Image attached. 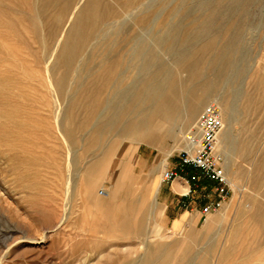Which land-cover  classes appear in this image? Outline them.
Masks as SVG:
<instances>
[{
  "label": "rangeland",
  "instance_id": "obj_1",
  "mask_svg": "<svg viewBox=\"0 0 264 264\" xmlns=\"http://www.w3.org/2000/svg\"><path fill=\"white\" fill-rule=\"evenodd\" d=\"M77 1L0 0V264H101L105 254L120 264L141 256L154 258L168 245L166 264H176L190 239L197 259L210 240L215 250L227 243L247 247L254 230L244 219L245 212L255 196L264 203V177L259 185L255 179L256 164L264 152V0L251 7L252 17L238 38L231 29L236 25L235 9L227 7L231 0H144L150 9L144 19L134 15L143 0H104L109 12L99 19L84 47L85 57L92 58L79 59L73 68V78L93 73L106 48H113L111 54L129 55L133 48L145 46L170 62L172 53L199 54L197 49L204 42L236 45L234 57L244 71L236 78L233 73L227 83L215 81L213 91L193 116L191 128L197 129L207 103L219 104L222 96L236 93L232 97L236 112L225 123L232 149L220 150L228 179L223 186L227 197L206 217L179 229L171 228L158 198L160 175L168 162L177 161L178 151L186 144L191 123L185 111L201 96L202 87H194L184 99L171 135L148 142L106 132L91 149L84 150L90 134L77 129L74 142L69 143L59 128L67 98L52 84L63 68L57 66L50 75L48 67L82 0ZM129 60H123L119 72L131 85L137 69ZM213 69L205 70L210 79ZM185 73L180 68L178 76ZM75 88L71 85L67 90L76 100L73 122L93 121L87 113L89 100ZM99 92L103 97L110 88L104 86ZM244 92L253 95L247 110L243 108ZM64 121L69 123L68 118ZM161 125L160 132L167 124ZM123 145L131 153L127 176L117 174L124 165ZM69 147L76 156L75 167L68 159ZM95 242L101 246L92 251ZM212 256L214 263L217 256ZM233 256L225 263H264L250 253Z\"/></svg>",
  "mask_w": 264,
  "mask_h": 264
},
{
  "label": "bare ground",
  "instance_id": "obj_2",
  "mask_svg": "<svg viewBox=\"0 0 264 264\" xmlns=\"http://www.w3.org/2000/svg\"><path fill=\"white\" fill-rule=\"evenodd\" d=\"M45 1L49 2L53 0ZM259 2L260 0H231V2L227 4L229 10L234 8L236 12L234 16L236 25L232 26L231 29H233L237 38L241 35L244 25H246L252 17L251 7L258 5ZM144 3L145 2L143 0V3L138 4L139 6L137 7V10L134 12L135 16L141 15L143 17L142 19L147 16L150 10L148 7L149 4L144 5ZM108 7L109 5H107L104 0H82L70 21V25L67 28L56 52L53 63L48 67L50 75L53 74V71L57 66H61L63 68L62 73L59 76L54 77L52 84L60 96H66L67 98V104L63 109L62 116H60L61 119L59 128L65 138H69V143L74 142L73 133L77 129H85L87 130V133L90 134V136L87 137V145L83 146L84 150L91 149L94 144H97L98 139L101 138L102 134L106 132H112L113 135H123L126 137L136 136L148 142L156 140L159 135H171L172 126L175 124L179 114L182 112V103L184 99L191 94L194 87H202L201 96L193 100V102L187 106V111H185L189 119L188 122L191 123L188 130L190 132L193 125H195L193 122V116H195L197 111L200 109L202 102L213 91L215 81L222 79L225 83H227L231 80V75L233 73L236 78L244 71L243 64H241L240 61L234 57L237 50L234 42H226L215 46L213 42L208 41L199 46L197 49V52H200L199 54H192L189 52L179 54L172 53V61L170 62L162 61V58L157 54L156 49L145 46L133 48L131 54L129 55L121 52L111 54L109 51L113 48H106L102 54H99L100 61L95 65L93 64L95 66V71H93V73L86 77L73 78V68L76 62L79 59L85 58V60H89L92 58L88 55L85 57L86 51L84 47L88 40L90 41L91 38L89 39V37L92 33L96 32L95 29L98 22H100L99 19H101L106 12H109ZM95 35L96 34H94V36ZM127 58L133 62V65L137 69V77L131 81L133 82L131 85L130 83H125L124 75H122V72H119V69L124 64L123 60ZM209 66L214 68L211 79L205 74V70ZM180 68L186 72L182 78L178 76ZM71 85H75V87L81 91L79 93L89 100L87 113L93 121L73 122L72 118L73 113L76 111V100L67 92ZM104 86H108L110 88V92L108 95L102 97L99 90H101ZM234 95H236L235 92L222 96L219 99L220 103L218 104L221 112L223 113L222 116L224 124L219 134V149L223 152H226L227 150L231 151L232 149V143L229 134L226 131L225 123L232 118L236 112L232 98ZM252 100L253 95L251 92L243 93L244 110L250 108ZM3 115L7 116L8 112L4 111ZM67 118L69 120L68 124L64 121ZM161 123H165L167 126L160 132L158 129H161ZM126 147L127 146L123 145L122 149H120V153L122 152L121 154H123V156ZM68 151L71 152L72 147H69ZM239 151L241 150L239 149ZM68 157V159L72 162V166L74 165L75 167V154L71 152ZM257 162V175H255V179L257 180L256 184L259 185V181L264 177V172H262L264 168V152ZM261 195L264 196V189L261 191ZM245 210L242 211V213H244ZM245 216L246 218L244 219L251 223L252 229L254 230V238L252 239V242L247 245V247H245L246 245H243V243L238 246H235L232 243H227L220 250H215L214 242L210 240L202 248L201 257L197 259V255H195L192 251L194 245L192 244V239H190L188 247L185 249L179 260H177L176 264H224L226 262L225 260L228 259L229 256H236L237 254L243 257L245 253H250V255L256 256L259 261L263 260L264 203L257 196L253 197L252 206L248 212H245ZM100 246L99 242H95L91 246L90 250L97 251ZM169 252L170 245L163 247L161 252L157 255L155 254L156 256L154 258L141 256L138 261L129 260L123 261L120 264H166ZM213 254L217 256L214 263L211 260ZM87 255H89V253H87ZM75 258H73V261L77 260ZM102 260L101 264L116 263V260L111 254H105V258ZM96 263H98V261ZM254 264H260V262Z\"/></svg>",
  "mask_w": 264,
  "mask_h": 264
},
{
  "label": "built area",
  "instance_id": "obj_3",
  "mask_svg": "<svg viewBox=\"0 0 264 264\" xmlns=\"http://www.w3.org/2000/svg\"><path fill=\"white\" fill-rule=\"evenodd\" d=\"M223 116L219 105L207 103L202 109L198 127L185 135L186 144L178 151L177 161L162 170L161 183H169L181 175L186 183L191 184L187 193L192 191V184L200 178L228 185L225 172L224 156L219 149V134L223 127ZM191 169L192 172L187 170ZM227 192H221L215 201H208L202 207V217H206L225 201Z\"/></svg>",
  "mask_w": 264,
  "mask_h": 264
},
{
  "label": "crops",
  "instance_id": "obj_4",
  "mask_svg": "<svg viewBox=\"0 0 264 264\" xmlns=\"http://www.w3.org/2000/svg\"><path fill=\"white\" fill-rule=\"evenodd\" d=\"M124 165L117 174H127L126 166L131 158V153L126 147L124 151ZM174 163H167L165 167H170ZM192 172L191 169L187 170ZM191 184L186 183L184 178L179 175L171 182L160 184L158 188V198L164 206V211L168 215L171 228L179 229L184 225L199 220L202 217V207L208 201H215L222 192H228L217 182L200 178L195 184H192V191L187 193Z\"/></svg>",
  "mask_w": 264,
  "mask_h": 264
}]
</instances>
